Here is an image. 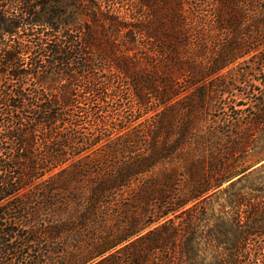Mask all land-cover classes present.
Returning a JSON list of instances; mask_svg holds the SVG:
<instances>
[{
	"label": "trees",
	"instance_id": "16d2710c",
	"mask_svg": "<svg viewBox=\"0 0 264 264\" xmlns=\"http://www.w3.org/2000/svg\"><path fill=\"white\" fill-rule=\"evenodd\" d=\"M251 58L264 0H0V264H264Z\"/></svg>",
	"mask_w": 264,
	"mask_h": 264
},
{
	"label": "rangeland",
	"instance_id": "374dc122",
	"mask_svg": "<svg viewBox=\"0 0 264 264\" xmlns=\"http://www.w3.org/2000/svg\"><path fill=\"white\" fill-rule=\"evenodd\" d=\"M240 66L248 67L249 73H247L248 75H244L248 83L254 84L255 87H261L260 82L261 80H264V69L261 70L262 66L258 62L257 58H251L247 62H240V65L238 67ZM243 84L240 82L237 83L239 87L234 91L235 100H240L245 104L242 106V108H247L246 112H254L256 110L255 102L262 95L257 90L251 93L249 87H246ZM262 131L260 130L257 135H260V132ZM261 135V139L257 140V142H254V145L256 146L249 150V153L245 155L243 160L245 163L250 164V168L244 172L248 175L247 179H244L237 185L241 186L242 184H245V190L258 194H261V191H259L258 189L264 188V132L261 133ZM239 176L234 177L232 180L236 179ZM229 182H223L221 188L226 187ZM222 196H224V194ZM222 202H226L225 196L213 203V210L215 211V213H220V205Z\"/></svg>",
	"mask_w": 264,
	"mask_h": 264
}]
</instances>
